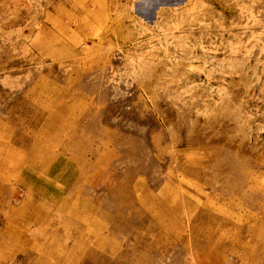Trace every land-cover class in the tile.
Instances as JSON below:
<instances>
[{
  "label": "rangeland",
  "instance_id": "374dc122",
  "mask_svg": "<svg viewBox=\"0 0 264 264\" xmlns=\"http://www.w3.org/2000/svg\"><path fill=\"white\" fill-rule=\"evenodd\" d=\"M79 1L0 0V264H264V0Z\"/></svg>",
  "mask_w": 264,
  "mask_h": 264
},
{
  "label": "crops",
  "instance_id": "0c3cea01",
  "mask_svg": "<svg viewBox=\"0 0 264 264\" xmlns=\"http://www.w3.org/2000/svg\"><path fill=\"white\" fill-rule=\"evenodd\" d=\"M80 2L79 0H66L67 4L70 2ZM119 4H127V0H115ZM97 2H100L97 0ZM132 2V1H130ZM186 0H139L135 1L134 4L137 5V10L140 12H146L149 14V19H153L156 16V13L163 8H176L185 4ZM105 4V3H104Z\"/></svg>",
  "mask_w": 264,
  "mask_h": 264
},
{
  "label": "bare ground",
  "instance_id": "6f19581e",
  "mask_svg": "<svg viewBox=\"0 0 264 264\" xmlns=\"http://www.w3.org/2000/svg\"><path fill=\"white\" fill-rule=\"evenodd\" d=\"M20 139V138H19Z\"/></svg>",
  "mask_w": 264,
  "mask_h": 264
}]
</instances>
